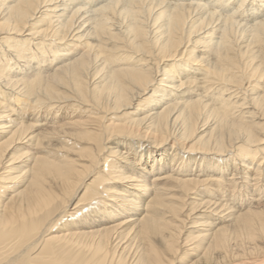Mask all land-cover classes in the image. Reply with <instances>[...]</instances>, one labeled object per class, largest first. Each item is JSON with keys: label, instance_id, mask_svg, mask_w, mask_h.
<instances>
[{"label": "bare ground", "instance_id": "obj_1", "mask_svg": "<svg viewBox=\"0 0 264 264\" xmlns=\"http://www.w3.org/2000/svg\"><path fill=\"white\" fill-rule=\"evenodd\" d=\"M263 143L264 0H0V264H264Z\"/></svg>", "mask_w": 264, "mask_h": 264}, {"label": "rangeland", "instance_id": "obj_2", "mask_svg": "<svg viewBox=\"0 0 264 264\" xmlns=\"http://www.w3.org/2000/svg\"><path fill=\"white\" fill-rule=\"evenodd\" d=\"M264 144V143H263ZM262 146H264V145H262ZM46 154V153H45ZM82 193H83V190L80 192V194L78 195V197H77V199L82 195ZM176 193V192H175ZM190 234H192V232H190V230H188L187 232H186V235H190ZM185 235V236H186ZM180 257V256H179ZM193 258H195V257H193Z\"/></svg>", "mask_w": 264, "mask_h": 264}]
</instances>
